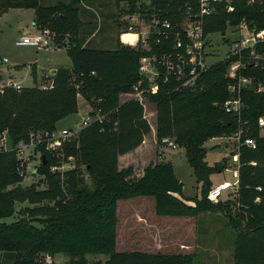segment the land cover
<instances>
[{"label":"trees","instance_id":"1","mask_svg":"<svg viewBox=\"0 0 264 264\" xmlns=\"http://www.w3.org/2000/svg\"><path fill=\"white\" fill-rule=\"evenodd\" d=\"M41 1L0 0V18L10 9H34L37 29L51 30L57 46L69 43L67 51L72 61L71 68L55 72L50 90L33 87L0 92V253L4 264H42L46 256L67 257L70 264H89L88 257L96 255L106 256L105 264H193L192 255L116 251L118 202L139 197L154 198L159 216L184 218L205 211L229 212L237 235L234 264H264V191L256 189L264 185V136L258 125L259 117L264 115V92L244 94L243 136L255 138L257 149L239 147L240 190L233 201L219 204L208 200V194L214 186L211 177L225 167L209 165L205 145L239 130L237 118L221 108L229 97L227 62H219L207 72L200 91H177L166 84L150 97L157 105L158 140H176L201 186V199H183L184 185L170 163L160 162L144 170L132 166L121 170L118 163L119 157L139 148L152 131L143 106L136 101L121 103L120 96L133 91L143 78L141 59L165 53L171 42L157 44L151 36L149 47L122 44L116 50L90 49L83 46L86 39H80L82 21L78 9L63 2L41 5ZM117 1H125L132 13L140 6L149 21L156 15L172 23L184 19L187 5L198 3ZM233 7L231 12L221 7L219 14L208 18L205 34L226 32L242 19L264 28L263 5L251 6L248 0H237ZM123 39L133 42L137 35H125ZM2 65L0 57V80ZM246 74L264 87V68L249 67ZM80 96L92 108L108 114L109 121L88 127L77 139L65 143L63 153L74 157L75 169L51 174L48 168L56 160L44 154L47 164H43L42 174L46 188H24L16 152L3 149V135L7 133L14 146L30 142L34 132H53L60 121L78 113ZM65 188L72 193L69 195ZM258 197L261 203L255 202ZM27 202L35 207L23 206ZM233 206H239L235 218ZM16 214V222H3Z\"/></svg>","mask_w":264,"mask_h":264},{"label":"rangeland","instance_id":"2","mask_svg":"<svg viewBox=\"0 0 264 264\" xmlns=\"http://www.w3.org/2000/svg\"><path fill=\"white\" fill-rule=\"evenodd\" d=\"M59 2L71 4L74 9H78L77 15L82 21L80 39H86L83 46L90 49L116 50L123 44L121 35L126 31L127 26L134 25L136 31H142V29L147 31L150 27L151 21L147 20L145 13L140 11V6L132 13L125 1L42 0L41 5L54 6ZM259 4L264 6V0H259ZM131 17L133 20H130ZM35 20L36 11L34 9H10L0 18V57L9 60V63L3 62L2 81L13 78L25 88L39 87L53 80L54 70L72 67L67 51L69 43L66 47L52 44L47 49L39 50L28 47L20 48L16 45L21 37L38 31ZM93 33L95 37L88 43L87 40ZM227 37L229 41L236 38L231 30L227 32ZM66 38L71 37L66 36ZM210 43L209 52L212 62L220 61L227 55L229 44L224 42L221 33L210 35ZM34 65L37 67L36 71L33 69ZM126 101L121 95L120 102L125 103ZM78 104L77 114L57 124L58 134L64 129H81L82 121L88 117L91 105L82 96L79 97ZM146 116L151 125V133L145 138L143 147L130 154V161L118 158L119 168L122 170L132 166L144 170L160 162L170 163L176 176L184 185L182 198L201 199V186L197 184L185 150L180 147L176 150H168L157 138L158 111L155 103H147ZM261 134L264 136V131H261ZM234 136H227V139L210 140L205 145L209 165L217 164L225 167L222 173L211 177L213 185L233 181L230 171L234 170L235 164L232 162L231 155L239 152V144L235 138L233 139ZM4 138V143L10 147L11 141L7 133L4 134ZM47 153L48 150L42 146L30 153V167L28 171H25L26 176L21 177L23 184L28 187L34 186L38 190L46 188L47 181L42 174L44 165L41 158ZM70 163L64 161L58 169L49 167V172L58 174L61 171H67L71 167ZM62 180H65L64 177ZM65 191L69 195L72 193L69 188H65ZM229 195L230 193L226 192L221 201L228 202L236 198V194ZM23 206L35 207L28 202ZM117 208V252L140 250L164 254H184L192 255L193 264H234L237 235L229 212L205 211L195 217L184 218L159 216L156 213L155 199L152 197L119 201ZM238 208L239 206H233L234 210H231L233 218L237 216ZM18 217L16 214L3 222L11 224L16 222ZM63 258L55 259L56 264H70ZM88 260L89 264H105L107 257L104 255L89 256ZM4 263L0 253V264Z\"/></svg>","mask_w":264,"mask_h":264},{"label":"built area","instance_id":"3","mask_svg":"<svg viewBox=\"0 0 264 264\" xmlns=\"http://www.w3.org/2000/svg\"><path fill=\"white\" fill-rule=\"evenodd\" d=\"M237 0H198V3L187 5L183 12L184 19L178 23H172L169 20H162L154 15L150 29L136 31L134 25L127 26L126 31L121 35L123 44L133 48L142 45L149 47V38L154 36L156 43L171 42L168 51L160 55H153L141 59L140 72L143 78L134 86L133 91L123 94L122 97L127 101H136L144 108L145 118L147 111V103H152L150 97L160 92L161 86L169 84L174 90H190L193 92L200 91L204 88L203 80L207 72L219 62H227V78L228 99L222 103L221 108L228 114H232L237 118L239 130L233 139L238 141L239 147L245 146L249 149H257V141L253 137L243 136V127L241 125V116L246 108L244 94L246 92H264L262 85H256L254 79L246 74L249 67L255 69L264 68V28L250 25L245 19H242L237 26L230 27L225 35L228 39L229 49L227 55L217 62H212V56L209 52L210 35L205 34L206 20L220 13V8L231 12L234 10V4ZM248 4L253 6L259 4V0H248ZM133 20V17H131ZM236 37L233 41H229L227 32ZM136 34L137 39L125 42L123 36ZM222 34V33H221ZM55 44V34L49 29L39 30L36 33H29L16 43L20 48L28 47L39 49H47ZM3 62L8 63V59ZM150 74V76L144 75ZM2 82V83H1ZM25 87L21 83L13 79L7 81L0 80V92L4 93L7 89H13L18 92ZM41 90H50L53 88V80L47 84L39 86ZM126 101V102H127ZM109 121L108 114H103L99 108H92L87 118L82 121L80 130L64 129L60 134L54 130L42 134L34 132L30 136V142H19L17 145L8 147L4 143V135L2 137V147L5 151H15L18 161V169L21 177H25V171L30 167L32 151L41 146L48 150L52 159L56 160L51 167L53 169L61 168L64 161L71 162V167L67 171H61L63 174L75 169L74 157H66L63 153V146L66 142L77 139L80 132L95 124H102ZM258 125L261 131H264V115L259 117ZM227 139V137H222ZM4 139V140H3ZM218 138H214L215 140ZM161 145L168 150H176L179 145L173 138L165 137L159 141ZM231 159L235 164L232 172L233 181H224L214 185L208 194V200L213 204H219L221 198L226 192L230 195L236 194L240 190V152L232 153ZM42 159V158H41ZM42 161V160H41ZM251 165L257 166L256 162ZM59 174V173H58ZM258 192L264 191V185L256 188ZM229 195V196H230ZM261 203L258 197L255 201ZM42 264H56L55 257L46 256Z\"/></svg>","mask_w":264,"mask_h":264},{"label":"crops","instance_id":"4","mask_svg":"<svg viewBox=\"0 0 264 264\" xmlns=\"http://www.w3.org/2000/svg\"><path fill=\"white\" fill-rule=\"evenodd\" d=\"M93 37H95V33H93L90 37H89V39L87 40V42L89 43L91 40H92V38ZM85 47V46H84ZM98 50V49H97ZM5 58H3V60H4ZM8 63H9V60H8ZM12 68H14V67H12ZM33 69L36 71V69H37V67H36V65H34V67H33ZM57 70H54L53 71V73L54 72H56ZM54 75V74H53ZM1 79L3 80V77L1 76ZM13 79V78H12ZM144 143H145V141H144ZM143 143V144H144ZM143 144L139 147V148H137L136 150H134L133 152H137V151H139L142 147H143ZM133 152H131V153H133ZM131 153H129V154H126V155H123V156H121V158L122 159H124L125 161H130L129 159H130V154ZM129 157V158H128ZM132 159V158H131ZM140 251V250H139ZM131 252H134V251H131ZM140 252H147V253H154V252H148V251H140ZM55 259H58V257H55ZM65 261H69V260H67V259H69V258H63Z\"/></svg>","mask_w":264,"mask_h":264},{"label":"water","instance_id":"5","mask_svg":"<svg viewBox=\"0 0 264 264\" xmlns=\"http://www.w3.org/2000/svg\"><path fill=\"white\" fill-rule=\"evenodd\" d=\"M131 19H132V18H130V20H131ZM222 35H225V32H223ZM224 41L227 42L228 39L225 38ZM54 74H55V72H54ZM142 75H143V74H142ZM144 75L150 76V74H144ZM217 106H218V104L215 105V107H217ZM232 155H233V154H232ZM42 161H43V164H44V165L47 164V160H46L45 156H42ZM24 188H27V185L24 184Z\"/></svg>","mask_w":264,"mask_h":264}]
</instances>
